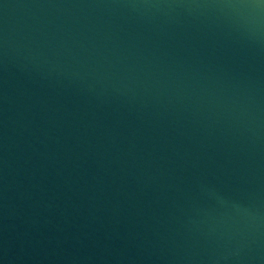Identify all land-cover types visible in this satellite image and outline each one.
Returning <instances> with one entry per match:
<instances>
[{
  "label": "water",
  "instance_id": "1",
  "mask_svg": "<svg viewBox=\"0 0 264 264\" xmlns=\"http://www.w3.org/2000/svg\"><path fill=\"white\" fill-rule=\"evenodd\" d=\"M0 264H264V0H0Z\"/></svg>",
  "mask_w": 264,
  "mask_h": 264
}]
</instances>
